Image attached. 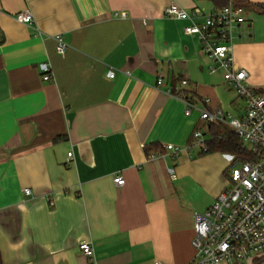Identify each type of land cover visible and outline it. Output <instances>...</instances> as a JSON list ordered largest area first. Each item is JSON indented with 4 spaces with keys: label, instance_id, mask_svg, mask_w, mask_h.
<instances>
[{
    "label": "crops",
    "instance_id": "0c3cea01",
    "mask_svg": "<svg viewBox=\"0 0 264 264\" xmlns=\"http://www.w3.org/2000/svg\"><path fill=\"white\" fill-rule=\"evenodd\" d=\"M234 1L248 20L236 31L235 66L264 96V0ZM171 3L199 8L200 22L215 9L208 0H0L4 264H190L195 257V216L227 188L228 155L195 148L176 159L145 147L183 149L197 129L210 138L200 112L186 117L167 87L234 118L245 102L222 72L211 74L214 63L184 31L189 21L164 16ZM23 11L32 26L17 21ZM57 36L69 45L65 55ZM42 63L54 81L43 80ZM117 174L123 187L114 184ZM82 242L92 243L93 259Z\"/></svg>",
    "mask_w": 264,
    "mask_h": 264
},
{
    "label": "built area",
    "instance_id": "2783aa9c",
    "mask_svg": "<svg viewBox=\"0 0 264 264\" xmlns=\"http://www.w3.org/2000/svg\"><path fill=\"white\" fill-rule=\"evenodd\" d=\"M245 9L243 4L229 0L226 6L215 8L205 15L201 22L198 21L201 15L199 8L187 11L171 3L164 10L167 18L189 21L185 33L198 38L204 54L214 63L215 66L210 68L211 74L222 72L225 81L233 86L237 96L245 102L244 114L234 118L221 109L209 111L199 108L191 94L175 91L171 87H167V93L183 102L186 117L198 110L205 124L227 126L241 138L251 153L247 161L228 155L227 179L230 184L205 213L195 216L193 247L196 254L190 264H255L264 261V96L248 85V72L236 69L233 57L236 31L248 22ZM16 19L27 26L34 24L33 15L29 11L19 13ZM55 40L57 53L65 55L69 45L61 36ZM40 69L44 73V81L55 80L50 64L42 63ZM115 74L112 69L108 77L113 79ZM187 83V79H184L181 86ZM163 86L164 78L159 77L156 88L161 90ZM195 148L206 150L205 135L200 129L193 133L192 143L187 147L182 149L172 144L164 147L176 159L183 151L191 153ZM68 157L72 159L73 153H69ZM170 176L176 178L172 169ZM114 184L123 187L125 179L117 174L114 176ZM25 193L29 194L30 189H25ZM79 248L86 257L94 258L92 243L82 242Z\"/></svg>",
    "mask_w": 264,
    "mask_h": 264
},
{
    "label": "trees",
    "instance_id": "16d2710c",
    "mask_svg": "<svg viewBox=\"0 0 264 264\" xmlns=\"http://www.w3.org/2000/svg\"><path fill=\"white\" fill-rule=\"evenodd\" d=\"M215 8H222L226 6L229 0H208ZM259 10L264 15V6H260ZM3 39H0V43ZM209 140L206 141V150L200 152L201 156L221 153L224 155L234 156L242 161H247L251 158L250 151L244 146L241 138L235 133L226 128L224 125L210 124L208 126ZM147 154L156 152L157 154H164L165 150L160 145H152L145 147ZM264 262V261H263ZM263 262H257L255 264H263ZM0 264H4L3 258L0 254Z\"/></svg>",
    "mask_w": 264,
    "mask_h": 264
},
{
    "label": "rangeland",
    "instance_id": "374dc122",
    "mask_svg": "<svg viewBox=\"0 0 264 264\" xmlns=\"http://www.w3.org/2000/svg\"><path fill=\"white\" fill-rule=\"evenodd\" d=\"M252 87V86H251ZM253 88V87H252ZM245 147H248L247 145L245 146ZM198 148H196L195 150H197ZM228 184H230V182L228 183ZM228 187V186H227ZM264 264V263H263Z\"/></svg>",
    "mask_w": 264,
    "mask_h": 264
}]
</instances>
